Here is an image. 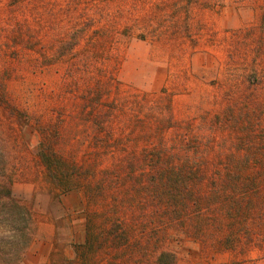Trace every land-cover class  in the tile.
<instances>
[{
    "label": "rangeland",
    "instance_id": "obj_1",
    "mask_svg": "<svg viewBox=\"0 0 264 264\" xmlns=\"http://www.w3.org/2000/svg\"><path fill=\"white\" fill-rule=\"evenodd\" d=\"M1 171L16 264H264V0H0Z\"/></svg>",
    "mask_w": 264,
    "mask_h": 264
},
{
    "label": "trees",
    "instance_id": "obj_2",
    "mask_svg": "<svg viewBox=\"0 0 264 264\" xmlns=\"http://www.w3.org/2000/svg\"><path fill=\"white\" fill-rule=\"evenodd\" d=\"M49 155L42 154L45 162L59 166V160H48ZM5 171H1V175ZM11 182L0 187L5 201L0 202V264H16L24 254L30 239L31 215L26 207L15 202L12 197Z\"/></svg>",
    "mask_w": 264,
    "mask_h": 264
}]
</instances>
